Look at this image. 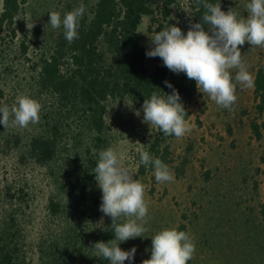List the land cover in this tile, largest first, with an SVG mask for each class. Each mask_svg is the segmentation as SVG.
<instances>
[{
  "label": "rangeland",
  "instance_id": "obj_1",
  "mask_svg": "<svg viewBox=\"0 0 264 264\" xmlns=\"http://www.w3.org/2000/svg\"><path fill=\"white\" fill-rule=\"evenodd\" d=\"M94 1L25 0L12 26L0 33V105L11 106L18 95L28 94L41 103V115L45 101L35 86L36 62L49 52L63 30L62 26L53 29L48 24L49 11H59L63 18L81 3L88 11ZM248 2L228 0L225 11L233 8L246 17ZM168 23L186 33L187 0H180L172 9ZM149 24V17L143 16L137 28L145 51L152 46L150 37L154 35ZM241 54L254 78L256 69L264 67V47H251L245 42ZM153 58L145 54L149 70L154 66ZM252 88L237 85L238 99L231 110L220 107L197 89L188 104L191 132L169 142V168L175 180L157 182L154 170L140 177L149 205L146 230L143 237L124 242L123 250L136 248L134 259L124 264H142L149 259L151 236L165 227L178 228L181 223L200 248L192 258L199 264H261L264 260V221L258 216L264 178V111L256 110ZM136 110L128 100L111 99L104 116L105 149L118 146L125 165L134 170L140 164L138 150H145L156 131H150V126L142 122L143 112L136 116ZM34 128L36 124L27 128L3 126L0 131V230L12 228L25 264H45L37 243L48 219L50 186L43 168L31 161L21 162L20 158L24 138ZM101 196L98 187L90 219L94 231L110 219L99 210ZM205 238L210 243L203 245Z\"/></svg>",
  "mask_w": 264,
  "mask_h": 264
},
{
  "label": "trees",
  "instance_id": "obj_2",
  "mask_svg": "<svg viewBox=\"0 0 264 264\" xmlns=\"http://www.w3.org/2000/svg\"><path fill=\"white\" fill-rule=\"evenodd\" d=\"M25 0H2L0 33L10 28ZM180 0H95L80 20L79 38L69 43L62 30L52 48L36 62L35 86L45 101L34 132L25 136L21 162L31 161L43 168L50 186L47 196L44 230L38 239L41 260L45 264H109L94 256L97 241L115 238L111 218L102 229L94 231L90 224L97 202L94 169L98 153L107 143L104 120L108 101L128 100L143 112L142 104L153 92L171 93L169 81L179 92L190 116L188 104L196 92V82L184 73H173L154 57L151 70L145 66V48L139 41L137 28L148 16L153 33L168 25L172 9ZM220 3L226 10L228 0ZM188 28L202 22L205 11L200 0H187ZM207 30V25H204ZM187 33V31H186ZM185 33V34H186ZM252 88L256 110L264 111V67L254 74ZM1 98V92H0ZM3 124H0V131ZM175 136L155 131L145 150L169 166V142ZM140 180L152 166L137 167ZM258 216L264 221V178ZM179 230H185L181 223ZM12 228L0 230V264H25L20 245ZM18 233V232H16ZM15 233V236H16ZM203 245L210 243L205 238ZM124 242L120 243L122 247ZM202 246V245H200ZM196 247L195 255H198ZM193 256V257H194ZM188 264H199L191 259ZM206 264V263H205ZM264 264V260L261 262Z\"/></svg>",
  "mask_w": 264,
  "mask_h": 264
},
{
  "label": "clouds",
  "instance_id": "obj_3",
  "mask_svg": "<svg viewBox=\"0 0 264 264\" xmlns=\"http://www.w3.org/2000/svg\"><path fill=\"white\" fill-rule=\"evenodd\" d=\"M205 9L202 22L192 24L185 34L175 24H168L150 37L148 57H160L163 65L173 73L186 74L196 82L198 91L207 94L222 108L231 110L236 103L237 85L251 88L254 85L249 66L242 59L241 47H264V0H250L245 5L247 16L229 8L224 11L220 3L200 0ZM87 11L85 5L63 14L50 10L48 24L64 30L65 39L72 43L79 38L80 20ZM204 25H207L205 30ZM33 26V25H32ZM31 26V27H32ZM233 72L235 73L233 75ZM171 93L153 92L142 104V122L165 136L184 137L191 132L186 120L187 111L179 92L165 80ZM41 103L28 94H20L9 106L0 105V124L4 128H27L40 120ZM140 116V110L135 111ZM140 164L154 169L155 180L160 183L175 180L169 166L147 150H138ZM138 169L125 165L123 152L118 146L99 151L94 173L102 192L99 210L111 218L115 238L108 242L97 241L92 246L94 256L109 264H124L134 259L136 248L123 250L121 242L143 237L149 205L145 199V185L135 178ZM151 256L142 264H188L196 251L191 235L177 227H165L151 236Z\"/></svg>",
  "mask_w": 264,
  "mask_h": 264
}]
</instances>
